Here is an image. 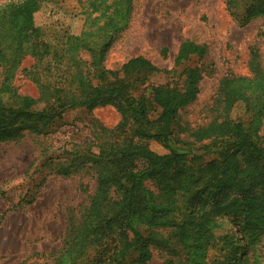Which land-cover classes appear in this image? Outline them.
I'll use <instances>...</instances> for the list:
<instances>
[{
    "label": "trees",
    "instance_id": "trees-1",
    "mask_svg": "<svg viewBox=\"0 0 264 264\" xmlns=\"http://www.w3.org/2000/svg\"><path fill=\"white\" fill-rule=\"evenodd\" d=\"M40 1L0 5V143L24 132L47 133L75 108L112 106L121 115L113 128L94 122L91 139L53 169L68 176L87 167L96 182L79 219L69 216L54 264H150L154 248L174 258L164 264H264V73L257 51H251V77L221 80L218 117L190 129L178 123L179 112L195 101L203 73L186 63L201 57L203 46L180 44L174 59L175 70L182 67L179 84H148L151 75L170 72L141 56L114 71L102 65L132 0L93 3L104 18L97 32L52 38L34 23ZM225 6L240 26L264 22V0H225ZM27 56L35 60L25 72L39 87L38 99L11 85ZM141 85L147 96L130 93ZM237 102L247 122L230 117ZM150 140L167 152L152 151ZM90 250H97L91 258Z\"/></svg>",
    "mask_w": 264,
    "mask_h": 264
},
{
    "label": "rangeland",
    "instance_id": "rangeland-1",
    "mask_svg": "<svg viewBox=\"0 0 264 264\" xmlns=\"http://www.w3.org/2000/svg\"><path fill=\"white\" fill-rule=\"evenodd\" d=\"M19 1L0 0V5ZM100 1L43 0L34 13V23L51 38L63 32L75 36L92 34L104 22L101 7L93 6ZM116 1L105 3L112 7ZM131 3L128 21L119 27L103 60L107 71L117 70L129 59L141 56L158 69L170 72L151 75L148 84H179L182 67L175 70L174 59L180 44L191 41L205 48L201 57L192 56L186 63L200 67L203 74L195 101L179 112L181 126L196 129L218 117L216 102L221 80L226 76L251 77L249 62L253 49L264 73L261 18L240 26L227 12L225 0H132ZM83 59L88 60V55L83 54ZM34 64L33 58H24L11 85L17 94L38 99L39 87L25 72ZM144 87L138 86L130 93L147 96L149 90L144 91ZM230 117L247 122L242 102L234 105ZM96 121L113 128L121 121V115L112 106L75 108L65 112L47 133L24 132L0 143V264H54L65 246L69 216L79 219L95 192L96 182L94 171L87 167L68 176L53 169L65 160L67 151L91 139ZM259 134L264 135V119ZM182 135L178 137L185 138ZM148 144L157 154L167 152L153 140ZM32 194L33 201L26 203L24 199ZM223 224L228 225V221L224 219ZM111 244L110 241L108 246ZM96 253L97 250H90L88 257ZM171 259L174 258L154 248L150 264H164Z\"/></svg>",
    "mask_w": 264,
    "mask_h": 264
}]
</instances>
